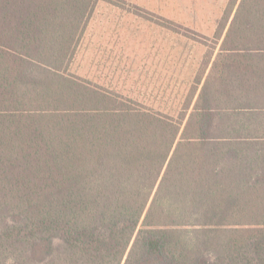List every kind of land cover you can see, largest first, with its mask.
I'll list each match as a JSON object with an SVG mask.
<instances>
[{
	"label": "trees",
	"instance_id": "obj_1",
	"mask_svg": "<svg viewBox=\"0 0 264 264\" xmlns=\"http://www.w3.org/2000/svg\"><path fill=\"white\" fill-rule=\"evenodd\" d=\"M97 1L0 0V264H264L260 0L177 114L68 72Z\"/></svg>",
	"mask_w": 264,
	"mask_h": 264
},
{
	"label": "rangeland",
	"instance_id": "obj_2",
	"mask_svg": "<svg viewBox=\"0 0 264 264\" xmlns=\"http://www.w3.org/2000/svg\"><path fill=\"white\" fill-rule=\"evenodd\" d=\"M231 2L98 0L68 72L153 110L177 114L189 105L192 110L207 79L221 67L214 66L220 49L236 46L233 34L224 42L241 0L234 10ZM263 9L260 0L256 13L262 26ZM236 71L233 66L229 74Z\"/></svg>",
	"mask_w": 264,
	"mask_h": 264
}]
</instances>
